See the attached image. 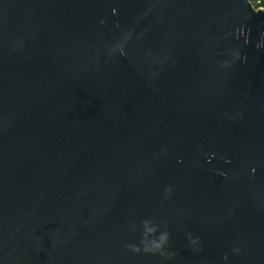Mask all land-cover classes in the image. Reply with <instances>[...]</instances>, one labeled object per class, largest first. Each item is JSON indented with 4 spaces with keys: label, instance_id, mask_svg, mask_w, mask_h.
I'll return each mask as SVG.
<instances>
[{
    "label": "water",
    "instance_id": "1",
    "mask_svg": "<svg viewBox=\"0 0 264 264\" xmlns=\"http://www.w3.org/2000/svg\"><path fill=\"white\" fill-rule=\"evenodd\" d=\"M0 264H264V8L0 0Z\"/></svg>",
    "mask_w": 264,
    "mask_h": 264
},
{
    "label": "trees",
    "instance_id": "2",
    "mask_svg": "<svg viewBox=\"0 0 264 264\" xmlns=\"http://www.w3.org/2000/svg\"><path fill=\"white\" fill-rule=\"evenodd\" d=\"M257 1H259V4L255 5V8L264 7V0H252L254 3Z\"/></svg>",
    "mask_w": 264,
    "mask_h": 264
},
{
    "label": "clouds",
    "instance_id": "3",
    "mask_svg": "<svg viewBox=\"0 0 264 264\" xmlns=\"http://www.w3.org/2000/svg\"><path fill=\"white\" fill-rule=\"evenodd\" d=\"M149 231H151V229H149ZM163 239H164V237H161V240H163ZM153 244H154V246H155L156 248H159V247H160V244H159V243H156L155 241H153ZM134 250L138 251L139 249H134ZM145 250L148 251V250H150V249H148V248L146 247Z\"/></svg>",
    "mask_w": 264,
    "mask_h": 264
},
{
    "label": "rangeland",
    "instance_id": "4",
    "mask_svg": "<svg viewBox=\"0 0 264 264\" xmlns=\"http://www.w3.org/2000/svg\"><path fill=\"white\" fill-rule=\"evenodd\" d=\"M251 3H252L253 6H255V5L259 4V1H257V2L254 3V2H252V0H251ZM262 8H264V7H262Z\"/></svg>",
    "mask_w": 264,
    "mask_h": 264
}]
</instances>
